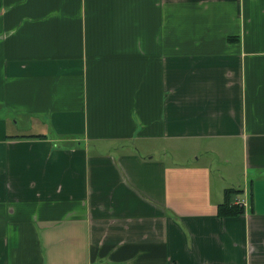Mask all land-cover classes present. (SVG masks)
<instances>
[{
	"label": "crops",
	"instance_id": "0c3cea01",
	"mask_svg": "<svg viewBox=\"0 0 264 264\" xmlns=\"http://www.w3.org/2000/svg\"><path fill=\"white\" fill-rule=\"evenodd\" d=\"M0 264H264V0H0Z\"/></svg>",
	"mask_w": 264,
	"mask_h": 264
},
{
	"label": "trees",
	"instance_id": "16d2710c",
	"mask_svg": "<svg viewBox=\"0 0 264 264\" xmlns=\"http://www.w3.org/2000/svg\"><path fill=\"white\" fill-rule=\"evenodd\" d=\"M240 191L227 189L224 193V202L218 206V216L220 218L236 217L245 213V209L233 204V197Z\"/></svg>",
	"mask_w": 264,
	"mask_h": 264
},
{
	"label": "rangeland",
	"instance_id": "374dc122",
	"mask_svg": "<svg viewBox=\"0 0 264 264\" xmlns=\"http://www.w3.org/2000/svg\"><path fill=\"white\" fill-rule=\"evenodd\" d=\"M175 156L178 157V160H180L182 162H185L186 154H180V153H178V154H175ZM169 159H170V157H169ZM221 162L224 163V164H226V159L221 160ZM215 171H217V173H219L220 171H222V169H221L220 166H216V164H215Z\"/></svg>",
	"mask_w": 264,
	"mask_h": 264
},
{
	"label": "built area",
	"instance_id": "2783aa9c",
	"mask_svg": "<svg viewBox=\"0 0 264 264\" xmlns=\"http://www.w3.org/2000/svg\"><path fill=\"white\" fill-rule=\"evenodd\" d=\"M241 203H242V205H244V203L241 199H237L233 202V204H237V205H240Z\"/></svg>",
	"mask_w": 264,
	"mask_h": 264
}]
</instances>
